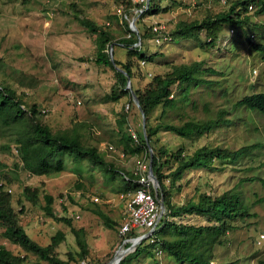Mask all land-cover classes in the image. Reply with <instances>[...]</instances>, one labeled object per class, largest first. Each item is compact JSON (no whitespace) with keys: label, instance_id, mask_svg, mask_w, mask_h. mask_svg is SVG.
I'll use <instances>...</instances> for the list:
<instances>
[{"label":"rangeland","instance_id":"374dc122","mask_svg":"<svg viewBox=\"0 0 264 264\" xmlns=\"http://www.w3.org/2000/svg\"><path fill=\"white\" fill-rule=\"evenodd\" d=\"M183 2L187 6L170 7L173 1L163 0L161 5L168 9L144 16L139 20L142 26L140 31L159 24L161 33L168 34L180 20L201 19L207 12L229 7L226 0ZM119 6L124 11L125 5L119 0H0V57L4 62L0 80L12 85L18 92H24L28 102H37L42 121L53 130L77 126L82 138L96 145L106 159L114 160L126 169H133L138 157L147 159V156L125 154L121 157L123 145L111 140L119 139L120 135L114 137L111 132L117 130V119L125 109L128 114L125 129L128 132L132 130L136 134V130L142 128V117L134 100L133 103L129 102L127 95L117 101L106 97L115 82L114 72L109 66L98 65L91 59L95 53V35L73 15L75 11H80L81 15L109 28L119 39L128 37L129 32L134 33L126 30L125 22L131 30L130 22L133 20L136 27L139 15L133 8L125 13L126 16L118 15L116 10ZM257 7L253 5L249 14L260 24L235 29L225 25L217 48L212 50L204 49L197 43L174 41L169 35L158 41L153 31L154 35L143 38L141 45L140 39L135 43L147 54H155L153 60L139 61L145 80L167 70L170 63H191L194 60H203L204 66H212L222 74L219 76L221 81L218 82L217 95L205 94L204 97L211 101L212 112L221 106L228 108L230 122L199 137L181 138L161 131L160 144L172 150L182 145L185 152L191 153L204 144L235 149L243 144L263 143V148L223 163L221 167L216 163L218 167L212 169L188 168L175 184L168 187L175 204L197 199L200 192L217 195L234 187L241 192L252 215L239 217L233 223L235 229L223 237V243L215 245L213 255L217 264H264V185L259 180H240L264 176V116L244 108L232 109V104L243 95L264 92V60L253 52L243 34L253 33L255 41L264 42V12L256 13ZM134 34H138V29ZM115 54L122 58L125 50L116 47ZM81 57L90 59H79ZM222 89L227 91L225 95H221ZM158 112L156 110L155 114ZM7 144L11 148L6 147ZM109 144L115 150H109ZM167 168L164 166L163 172L167 173ZM4 171L10 176L7 187L11 189L13 205L16 210L23 206V211L19 212V223L29 236L44 245L50 242L57 230L64 231L65 238L56 249L59 257L67 258V252H75L77 244L70 225L46 214L44 194L52 196V207L57 215L70 217L72 226L86 230L89 247L85 257L87 264H113L120 248L129 246L134 238L125 239L119 232L125 212L119 178L108 182L96 168L79 167L70 161H66L64 168L56 173L31 175L22 168L11 137L0 134V180ZM78 184L81 187L78 188ZM25 185L37 189V203L23 195ZM64 205L66 210H63ZM94 208L101 209L118 224L113 228L105 226L93 212ZM76 213L80 215L79 218L75 217ZM164 213L165 209L160 218ZM174 219L195 224L205 222L204 217L191 214ZM2 230L0 227V245L21 253L24 264H50L33 253L23 251L17 243L4 237ZM136 231L145 230L138 228ZM71 264H77V261ZM130 264L178 263L160 251L155 252L154 256L142 253Z\"/></svg>","mask_w":264,"mask_h":264},{"label":"trees","instance_id":"16d2710c","mask_svg":"<svg viewBox=\"0 0 264 264\" xmlns=\"http://www.w3.org/2000/svg\"><path fill=\"white\" fill-rule=\"evenodd\" d=\"M163 0H149L147 6L138 12V20L135 24L138 34L129 32V36L116 39L109 28L95 23L80 11L74 12V18L79 21L90 33L95 35V53L91 58L96 64L109 66L115 75V82L111 92L106 97L111 100H119L127 95L128 101H133L132 92L137 96L140 109L145 116V130L139 127L136 130V139L131 132L125 129L128 122L127 110L117 119V130H112L111 135H120L119 139H111L119 145L127 155L145 154L150 160V148L152 149L151 168L157 180V197L164 204L165 213L159 219L156 227L143 238L133 250L126 253L118 264H130L134 258L142 253L154 256L155 252L164 251L178 264H217L214 260L213 248L223 243V237L235 229L233 224L239 217L250 216L249 206L243 200L241 192L236 188L227 189L220 194L212 195L200 192L197 199H188L184 203L175 204L171 200V192L168 187L175 184L177 179L188 168H216L220 164L235 161L250 153L254 149L263 148V143L243 144L238 148L230 149L222 146H209L204 144L193 152H185L180 145L175 150L160 144V132L168 131L181 138L202 136L213 131L218 126L230 122L229 109L221 106L212 112L211 101L205 99V94L217 95L216 90L221 81V72L212 66H204L203 60H194L191 63H170L168 69L162 73H155L145 80L140 70L141 59L153 60L155 54H147L141 46H135L140 39L154 35L147 27L142 31L139 24L146 15L168 9L162 6ZM170 7L184 5L183 0H171ZM229 7L217 12H207L201 19L180 20L170 29L168 35L172 40L181 43H197L204 49L217 48L218 40L225 25L229 29L260 24L254 21L249 14V5L258 6L256 13L264 12V0H226ZM125 5L124 13L129 12L133 6L141 4L132 0H119ZM126 30L129 29L125 22ZM246 40L253 50L264 60V42L255 41L253 33L247 34ZM203 35V37H202ZM167 42V41H166ZM113 45V61L110 59V45ZM116 47L125 50L122 58L116 57ZM158 54H160L158 52ZM79 59H90L79 58ZM4 62L0 57V73ZM120 69H119V68ZM122 69V70H121ZM127 77L130 78V87L127 88ZM221 95L227 91L221 90ZM133 103V102H132ZM240 108L249 111H257L264 116V92H252L238 98L233 104L234 111ZM140 109H138L139 114ZM159 110L158 114L155 111ZM41 108L37 102H28L24 92H18L15 87L0 80V134L9 135L13 141V147L19 154L22 168L31 175L51 174L62 170L66 161H70L79 167H94L101 173L104 180L113 182L120 179L122 184L120 192L126 193L139 186L134 169H126L114 160L106 159L96 145L86 142L77 126L74 128L53 130L41 119ZM142 117V116H141ZM115 133V134H114ZM149 145H148V143ZM6 147L11 148L10 144ZM83 164L85 166H83ZM264 165V161L262 162ZM18 166V164H15ZM167 166V173L162 168ZM0 180V227L2 234L10 241L17 243L20 248L50 264H71L72 261L84 260L89 253L86 230L83 227H74L71 218L66 215H57L52 207L53 198L50 194H44L46 214L58 221L71 226L74 233L77 250L68 251L67 258L59 257L58 245L64 240L65 233L57 230L47 244H40L32 239L19 223V212L23 206L16 210L12 203L11 189L7 187L10 176L4 171ZM259 180L264 185V176H251L240 179ZM77 187H81L78 184ZM23 195L33 203L38 201V191L29 185L23 187ZM72 199V198H71ZM21 203V200H19ZM67 207L64 205L63 210ZM102 223L113 228L115 222L108 214L99 208H94ZM185 214L202 216L203 223L176 221L175 217ZM120 226V224H119ZM142 234L131 230L123 234V238L136 237ZM21 253H15L0 245V264H24Z\"/></svg>","mask_w":264,"mask_h":264},{"label":"built area","instance_id":"2783aa9c","mask_svg":"<svg viewBox=\"0 0 264 264\" xmlns=\"http://www.w3.org/2000/svg\"><path fill=\"white\" fill-rule=\"evenodd\" d=\"M148 1L149 0H132L134 3L141 4L140 7L133 6V10L142 11V7L145 5L147 6ZM251 8L252 5H249V9ZM116 11L118 15L126 16L121 6H119ZM149 27L157 34L156 39L158 41L168 37V34L161 33V25L155 24L153 26L150 25ZM130 28L131 31L135 32V27L131 24ZM130 132L136 139V134L132 130H130ZM108 149L113 151L115 150V147H113L112 144H109ZM121 151L120 156H125V152L123 150ZM133 169L137 176L139 186L134 190H129L126 193L120 194L125 203V212L122 223L119 227V232L122 235L138 228H143L145 231H143L142 234H146L148 230L156 227L161 216V202L157 197L154 183L148 173L149 160L144 158L140 159L138 157V159L135 160V168ZM79 216L78 213L75 214L76 218H79ZM149 234H146V236H149ZM82 263H84V260H82Z\"/></svg>","mask_w":264,"mask_h":264},{"label":"water","instance_id":"95a60500","mask_svg":"<svg viewBox=\"0 0 264 264\" xmlns=\"http://www.w3.org/2000/svg\"><path fill=\"white\" fill-rule=\"evenodd\" d=\"M130 24L132 25V26H134L135 27V25H134V21L132 20L131 22H130ZM134 30H137V29H134ZM137 32V31H136ZM139 36V35H138ZM112 52H113V45L111 44L110 45V50H109V53H110V59H111V61H113V55H112ZM119 68V67H118ZM120 69V68H119ZM122 70V69H121ZM126 86H127V88H131L130 87V78L129 77H127V83H126ZM132 95H133V100H134V102H135V104H136V106L138 107V109H140V104H139V100H138V98H137V96L134 94V92H132ZM140 113H141V116H142V128H143V131L145 130V116H144V113H143V111L140 109ZM148 143V142H147ZM148 145H149V143H148ZM149 148H150V162H151V158H152V149H151V147L149 146ZM148 173H149V176H150V178L152 179V181H153V183H154V188H155V191L157 192V180H156V177L154 176V174H153V171H152V168H151V163H149V170H148ZM163 210H164V204L161 202V214L163 213ZM153 229L154 228H151L150 230H148L147 232H146V234H149V233H151L152 231H153ZM146 234H140V235H138V236H136V237H134V238H132V240H131V243L129 244V246H127V247H121L122 248V250L119 252V253H117V255H116V259H115V261L113 262V264H118L119 263V261L121 260V258L130 250V248H132L134 245H136L138 242H140L143 238H145L146 237ZM120 248V249H121Z\"/></svg>","mask_w":264,"mask_h":264},{"label":"bare ground","instance_id":"6f19581e","mask_svg":"<svg viewBox=\"0 0 264 264\" xmlns=\"http://www.w3.org/2000/svg\"><path fill=\"white\" fill-rule=\"evenodd\" d=\"M122 250V248L118 251V253Z\"/></svg>","mask_w":264,"mask_h":264},{"label":"clouds","instance_id":"9594fccd","mask_svg":"<svg viewBox=\"0 0 264 264\" xmlns=\"http://www.w3.org/2000/svg\"><path fill=\"white\" fill-rule=\"evenodd\" d=\"M135 29H137L136 27H135ZM135 31H137V30H135ZM135 33V32H134Z\"/></svg>","mask_w":264,"mask_h":264},{"label":"crops","instance_id":"0c3cea01","mask_svg":"<svg viewBox=\"0 0 264 264\" xmlns=\"http://www.w3.org/2000/svg\"><path fill=\"white\" fill-rule=\"evenodd\" d=\"M120 193H123V192H120Z\"/></svg>","mask_w":264,"mask_h":264}]
</instances>
